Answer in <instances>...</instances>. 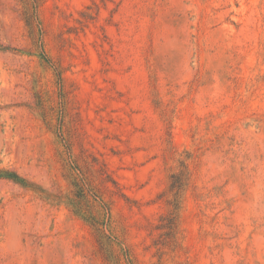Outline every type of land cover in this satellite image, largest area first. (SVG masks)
<instances>
[{
	"label": "rangeland",
	"instance_id": "rangeland-1",
	"mask_svg": "<svg viewBox=\"0 0 264 264\" xmlns=\"http://www.w3.org/2000/svg\"><path fill=\"white\" fill-rule=\"evenodd\" d=\"M67 148L132 264H264V0H0V264H109Z\"/></svg>",
	"mask_w": 264,
	"mask_h": 264
},
{
	"label": "trees",
	"instance_id": "trees-1",
	"mask_svg": "<svg viewBox=\"0 0 264 264\" xmlns=\"http://www.w3.org/2000/svg\"><path fill=\"white\" fill-rule=\"evenodd\" d=\"M27 23L31 31L34 32L32 22L27 18ZM8 50L7 48H2ZM41 60L47 64L50 61L46 55H42ZM64 166V177L72 188V196L68 199L69 205L73 208L74 213L89 223L94 231L100 249L104 253L109 264H132L128 254L120 253L116 249V240L113 236L108 234L110 229L111 212L105 211V203L97 194V188L93 180L89 178L90 172L87 167L83 166L79 157L72 153V149L67 148L65 156L62 158ZM191 171L189 165L185 161H180V166L177 172L171 175V182L168 192L171 194L169 204L172 205L173 210L169 214V219L172 221L169 224L172 235L176 226H178V215L182 208L181 200L184 191L189 186L191 181ZM0 178L11 180L21 186L30 187L20 175L16 172L8 170H0ZM109 210V209H107ZM124 260V261H123Z\"/></svg>",
	"mask_w": 264,
	"mask_h": 264
}]
</instances>
